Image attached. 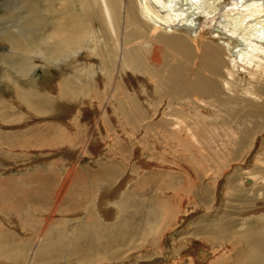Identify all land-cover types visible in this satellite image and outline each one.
Listing matches in <instances>:
<instances>
[{
    "label": "bare ground",
    "instance_id": "6f19581e",
    "mask_svg": "<svg viewBox=\"0 0 264 264\" xmlns=\"http://www.w3.org/2000/svg\"><path fill=\"white\" fill-rule=\"evenodd\" d=\"M0 10V140L9 136V131L18 132L48 123L50 126L44 129L49 135L52 130L51 141L54 138L59 140L58 133L63 132L67 137L79 138L81 145L86 147L83 152L90 148L91 152H96L95 156L103 155L107 147L102 144L101 131L110 140L107 145L111 142L119 144L117 138L122 136L130 146V139L135 135L119 113L118 102L128 109L132 121L137 118L136 112H142L141 108L151 118H156L154 109L159 99L164 101L167 97V111L173 104L169 98L177 89L175 95L179 93L191 98V102L186 98L175 103V107L184 110L185 116L170 113L165 115L167 120L151 123L154 124L151 128H158L159 134L164 135L163 129L170 126L171 131L189 135L198 144L192 133L196 130L201 136L196 127L198 121L217 120V117L212 112L198 111V106L192 103L212 108L213 103L204 101V98L217 95L227 100L240 96L250 105L264 99V0H0ZM196 45L202 46L203 51L192 63V47L196 49ZM168 51L178 64L164 70ZM36 70H41L42 76L33 77ZM163 71L167 75L160 83L156 76ZM117 97L119 101L116 102ZM181 103L192 104L195 112L180 107ZM255 108L259 114H264V104ZM14 113L25 121L11 124ZM187 121H192L193 128ZM54 123L57 125H52ZM89 130L94 135V145ZM230 133L237 141L239 135L234 130ZM28 134L31 135V131ZM262 137L263 134L254 138L249 152L256 151ZM64 143L54 150L48 149V152L66 154L71 157L67 161H74L77 166L80 156L68 155L76 150L71 147L66 150ZM225 145L228 152L231 144ZM9 148L7 146L4 151ZM235 148L240 149L239 146ZM50 159H44V162L49 164ZM144 161L139 162L144 170L162 166ZM110 162L94 179L107 181L114 174L120 173V176L96 193L95 212L101 223L106 224H103L105 236H111L110 239L116 236L119 230H110L115 226L123 230L120 233L123 248L118 250L120 256H115L118 252L97 256L91 246L83 252H72L71 248H64L62 240L60 244L57 242V248L42 247L28 255L9 252L7 257H0V264H137L139 260L143 261L139 264H154L163 259L162 255L166 260L173 258L172 264H217L220 257L219 250H214L215 241L198 233L207 232V225H200L190 235L184 233L175 237L177 226L182 221L183 226L190 217H187L188 208L181 206V201L178 203L174 192L164 193V196L173 194L172 201L167 200L171 206L164 202L159 217L153 214L151 219L148 217L150 212H146L143 203L137 202L130 189L138 175ZM120 162L128 168L124 160ZM256 163L255 168L259 164ZM242 164L238 165L244 174L239 182L232 171L227 178L228 186H222V182L218 186L217 180L214 192H218L217 200H224L227 192L235 201L247 200L250 196L258 198L252 207L239 214L243 227L251 218L264 219V176L243 168ZM259 165L263 171L264 162ZM222 166L233 168L231 165ZM178 204L180 212L173 215L172 208ZM211 211L204 212V218ZM121 220H124L122 226ZM89 221L82 229L86 231L96 226L97 230L98 224ZM4 222L10 225L8 220ZM161 223L166 225V231L169 230V239H166L165 231L160 233ZM0 227V251H5L10 247L3 237L12 233L1 223ZM17 227L23 229L20 224ZM185 234L189 236L187 239H183ZM91 235L97 236L95 233ZM77 240L80 239H74L73 244H80ZM168 240L170 253L165 246ZM110 242L117 245L118 239ZM110 242L106 241L104 247L109 248ZM253 243V249L242 264H264V239L258 238ZM92 245L101 246L93 240ZM200 248L211 252L213 262L203 261L206 258L204 252L199 253L202 258H197ZM225 249L230 251L231 244ZM107 257L114 258L107 260Z\"/></svg>",
    "mask_w": 264,
    "mask_h": 264
},
{
    "label": "rangeland",
    "instance_id": "374dc122",
    "mask_svg": "<svg viewBox=\"0 0 264 264\" xmlns=\"http://www.w3.org/2000/svg\"><path fill=\"white\" fill-rule=\"evenodd\" d=\"M11 7L13 8V6ZM5 26L11 25L5 24ZM192 48L194 49V58L191 59L193 63L197 60L196 56L203 51V47L196 45V49L195 47ZM168 54L164 70L178 64L177 60L172 57L171 52L168 51ZM225 61L227 62L226 57ZM163 72L156 76V79L158 78L157 81L160 83L167 75L166 71ZM42 74L41 70H36L33 77L37 78L42 76ZM175 91L177 92V89L173 91L174 96L169 98L170 101H173V104L169 106L167 111H165V106L167 105L165 100L167 97H165L164 101H162L163 98L159 99L154 109L157 112L156 118H151V115L141 108L142 112H136L137 118L132 121L129 118L128 109L118 102L117 109L119 113L125 118V124L133 128L132 131L135 135L130 139V146L121 138L122 136H119L117 139L122 146L120 147L115 142L107 145L110 140L101 131L100 134L103 136L101 141L107 147V150H105L103 155L99 154V156H95L96 152H91L90 148L89 151L83 152V148L86 147L81 145V140L67 137V135L62 134L63 132L58 133L60 136L59 140L54 138L51 141L50 135H54L52 130H50L51 134L49 135L48 131L44 129V127L49 125L48 123L42 126L29 127L18 132L16 130L13 132L9 131V136H5L6 139L0 140V223L12 235L3 237L10 248L0 251V257H7L9 252L12 253L14 251L20 255H28L42 247L47 249L51 247L57 248V242H62V240L65 245L64 248H71L72 252H83L84 249L91 246L97 256H107V254L118 252L119 248H123L120 245V242L123 241L120 238V233L123 230L116 226L114 227L115 229L113 228L114 230L110 229L114 232L119 230L116 232V236L112 238L113 240L118 239V244H111L110 241L112 239L109 238L111 236H105L104 233L106 224L105 222L101 223L95 212L96 203L94 202V196L100 189L111 185L114 182V178L116 179L120 176V173L114 174L111 180L109 179L110 181L95 180L94 178L104 166L113 161V164L127 169L130 174L138 175L136 180L130 185V189L132 194H135L134 198L137 202L143 203L146 212H150L148 217L153 219L154 214V217L158 218L163 211L162 205H164V202L167 206H171L168 203L172 201L170 198L173 197V194L164 196V193L172 191L176 194L175 199H177L178 203L181 201V206L184 205L183 207L186 206L188 208L189 215L187 217H190V220L187 219V223L183 226L184 222L180 223L182 227L180 225L177 226V231L175 232L177 234L174 236L181 237L184 233L190 235L200 225L202 227L205 224L209 228L207 232H202V234L198 231V233L215 241L214 250H219L218 254L220 257L216 263L242 264L241 262L249 254L248 252L253 249V242L258 238L264 239L263 218H251L243 227L238 218L239 214L252 207L254 205L252 203L258 198L250 196L247 200L235 201L231 199L230 193L227 192L229 194L226 193L224 200H221V198L217 200L215 196H217L218 192L215 194L214 185L218 180L217 185L222 182V186L225 184L228 186L227 178L232 175V171L236 174V179L239 182L240 177L244 175L241 167L238 166L242 162H244L242 164L243 168H248L254 173L264 176V170H260L259 165L264 162V114H259L255 108L256 105L264 104V99L261 98L256 105H250L240 96L227 100L224 96L217 95L211 99L204 98V101L207 100L213 103L212 108L207 106H204V108L202 105L192 103L196 107L198 106V111L212 112L217 117V120L198 121L196 127L199 129L201 136L196 133V130L192 132L196 136L197 144L191 140L189 135L171 131L170 126L163 129L165 130L164 135L159 134L158 128H151L152 125L167 120L168 118H165V115L170 113L176 116H185L183 115L184 110L175 107V103L183 102L187 97L179 95V93L175 95ZM187 100L191 102V98H187ZM117 101H119V97L116 98ZM181 105L180 107L183 108L185 106V108L188 107L195 112V108L190 104V106L186 103H181ZM162 114L164 115L162 116ZM10 121L11 124H17L25 120L19 114L14 113ZM187 123L193 128L192 121H187ZM52 125L57 124L54 123ZM35 129L40 130L36 132L34 131ZM96 129L99 130V127ZM231 130H234L239 135L237 141L233 140L230 133ZM29 131H31V135L28 134ZM88 134L92 145H94L95 139L92 131L89 130ZM261 134H263V137L259 139L256 151L249 152L252 141L257 136H261ZM63 143L66 146V150H70V147L72 150H76L74 153L69 152L68 155L72 153L74 154L73 157H76V155L80 156L81 161L79 160L77 166H74V161H67L71 157L66 154L59 153L56 155V153L48 152L58 148ZM228 143L231 144V148L226 152L225 144L228 145ZM7 146H10L9 150L4 151ZM236 146H239L240 149H236ZM48 158L51 159L49 164H46L44 159ZM120 160H124L129 165L128 168ZM221 160H224V163ZM246 160L248 161L247 164ZM140 161L150 162L155 164V166H162H156L157 168L153 170H144L139 164ZM254 163H259L256 168ZM20 164H26L27 166H20ZM222 165H231L233 168H224ZM168 199L169 201L167 202ZM173 209L172 213L176 215L180 212V205L178 204ZM207 210H210L211 213L207 214V218H204V212ZM43 212L47 214H43ZM5 219L9 221V226L5 222L3 223V221H6ZM89 220L98 224L97 230L96 226L94 229H91V227L87 228V230L85 229L86 231L82 229ZM92 221L89 222L92 223ZM123 221L120 223L121 226L124 223ZM58 223L61 225H57ZM18 224L23 229H18ZM165 227L166 225H162L161 232H159L162 234L165 231L164 235L166 239H169V230L166 231ZM94 233L98 237L91 235ZM186 237L189 236L185 234L183 239ZM76 238L80 239L79 241L77 240L80 244H73ZM92 240L101 246L92 245ZM106 241L110 242L109 248L104 247ZM228 244L232 246L230 251L225 249ZM165 246L166 250L168 249L167 252H169V240ZM97 247L99 249H96ZM201 252L205 253L204 262H213L211 252L206 248L199 249L197 258L200 259L201 255L199 253ZM72 255L70 254V256ZM115 256H120V252ZM162 257L163 259L154 264H172L171 262L174 261L173 258L166 260L164 255ZM111 258L114 257H107L106 259L109 260ZM141 262L143 261L139 260L137 264Z\"/></svg>",
    "mask_w": 264,
    "mask_h": 264
}]
</instances>
